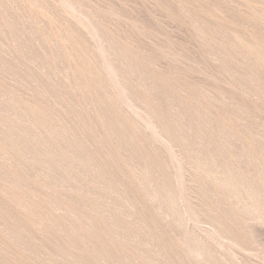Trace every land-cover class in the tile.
<instances>
[{
  "label": "bare ground",
  "instance_id": "obj_1",
  "mask_svg": "<svg viewBox=\"0 0 264 264\" xmlns=\"http://www.w3.org/2000/svg\"><path fill=\"white\" fill-rule=\"evenodd\" d=\"M53 1L0 0V264H264V0Z\"/></svg>",
  "mask_w": 264,
  "mask_h": 264
},
{
  "label": "rangeland",
  "instance_id": "obj_2",
  "mask_svg": "<svg viewBox=\"0 0 264 264\" xmlns=\"http://www.w3.org/2000/svg\"><path fill=\"white\" fill-rule=\"evenodd\" d=\"M49 1H52V2H54L53 0H49ZM73 1H75V3L77 4V6L78 7H80V8H85V7H87V8H93V7H100V8H102V10H103V14L99 17V18H101V20H100V23H103V24H101L102 25V27H104L105 29H106V31H108V32H110L111 34H114V35H119V34H122V33H124V31L127 29V27L128 26H126L127 25V22L125 21V13L123 14V12H126V13H128V14H130V12H132V14H134V13H136V15L134 14V17H136L137 16V13H138V16H137V19H139L140 20V16H141V18H142V21L143 22H145V20H147V24H146V22L144 23V24H146V25H148V27H149V29H151L152 31H154V29H155V32H156V28H157V23L155 22V20L153 19V22H151L152 21V18H153V16H154V12H153V9H152V6L149 4V2L148 1H146V2H144V3H141L139 0H108V2L106 1V0H73ZM112 1H113V3H112ZM139 1V2H138ZM110 2V3H109ZM115 2H116V4H117V6L116 5H114L115 4ZM128 2H129V5H131L132 7H134L133 8V11H132V9H130V8H128ZM262 1H258L257 3H256V5L258 4V7H260V8H262L261 6H262V3H261ZM85 3V4H84ZM109 3V4H108ZM119 3V4H118ZM239 3V2H238ZM79 4V5H78ZM124 4V5H123ZM232 4H234V2L232 3ZM231 4V5H232ZM240 4V3H239ZM83 5L85 6V7H83ZM109 5H112V9H111V7H109ZM128 5V6H127ZM260 5V6H259ZM113 6H114V8H113ZM120 8H119V7ZM123 6H125V10L123 11L122 10V14H120L121 13V7H123ZM233 7H231V6H229L230 8L228 9V11L230 12V10L232 11L233 10V8H234V6H235V4L234 5H232ZM236 6H238L237 8H239V5L237 4ZM236 6H235V8H236ZM49 7V8H48ZM45 10L46 11H43L44 12V14H46V12H47V15L45 16L44 15V17H43V15H42V18L44 19H46V21H48V19H49V22H54V24H59L58 22L60 21V18H61V16H62V9H61V13L59 12V11H55L56 9H54V7L53 6H51V10L53 11V9H54V11H53V14L50 12L49 13V11H50V6H48ZM263 7H264V5H263ZM127 9H129V10H127ZM226 10H227V8H225ZM112 10H114L115 12H113ZM119 10V11H118ZM131 10V11H130ZM264 10V9H263ZM107 11H108V15H107ZM110 11V12H109ZM130 11V12H129ZM42 12V13H43ZM54 12H55V14H54ZM105 12V13H104ZM119 12V13H118ZM134 12V13H133ZM149 12V13H148ZM112 13H114L113 15H112ZM57 14V17L55 16ZM117 14V15H116ZM122 15V17L120 16V15ZM149 14H150V17L148 18V16H149ZM151 14H152V17H151ZM53 15V16H52ZM111 15V17H109ZM146 16V19H145V16ZM148 15V16H147ZM160 15V19H159V16ZM49 16H50V18H49ZM105 16H106V18H105ZM115 18H114V17ZM119 16V17H118ZM123 16H124V18H123ZM144 16V17H143ZM157 22H158V20H161V17H162V13L161 12H158L157 11ZM54 20H53V19ZM108 18V19H107ZM112 18V19H111ZM117 18V19H116ZM156 18V17H155ZM114 19V20H113ZM144 19V20H143ZM57 20V21H56ZM108 20H109V22H108ZM116 20V21H115ZM151 20V21H150ZM105 21H107L108 23H106ZM124 21V22H123ZM148 21L152 24H148ZM163 22L165 21L164 19L162 20ZM162 21H159L158 23H160V24H158V25H162L164 28H166V31H168V26H169V34L171 35V33H172V35H171V37L172 38H175L174 40H177V39H179L181 42H183V43H185L184 41H187L188 42V38H187V36L188 35H186L185 37H184V35H185V33L183 34V32L185 31V30H183L182 28H179V25L178 24H176V23H173V24H170V23H166L165 22V24L163 25V23H161ZM118 22V24H116ZM121 22V23H120ZM156 24H155V23ZM112 23V24H111ZM116 24V26H115V24ZM123 24V28H122V25ZM126 24V25H125ZM114 25V26H113ZM155 27H154V26ZM165 25H167V27H165ZM178 25V26H177ZM161 26V27H162ZM126 29H125V28ZM154 27V28H153ZM161 27H159L158 26V29H160ZM162 27V28H163ZM161 28V29H162ZM171 28V29H170ZM176 28H179L180 30V32H178V31H176V30H178V29H176ZM124 29V30H123ZM171 30H175V32L177 33H174L173 31H171ZM182 30H183V32H182ZM165 30H161V31H159L160 33H167ZM174 34V35H173ZM176 34V35H175ZM181 34H183V40L182 39H180V38H177L176 39V37H178L179 35L181 36ZM187 34V33H186ZM182 38V37H181ZM185 39V40H184ZM187 39V40H186ZM180 41H178L177 40V42H180ZM186 42V43H187ZM263 107L264 106H262V110L261 111H263V113H264V109H263ZM261 115H263V114H261Z\"/></svg>",
  "mask_w": 264,
  "mask_h": 264
}]
</instances>
